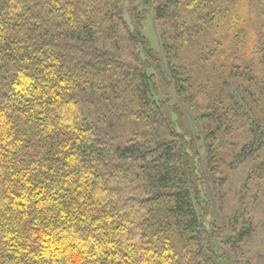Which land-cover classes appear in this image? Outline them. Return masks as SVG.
I'll use <instances>...</instances> for the list:
<instances>
[{"label":"trees","instance_id":"16d2710c","mask_svg":"<svg viewBox=\"0 0 264 264\" xmlns=\"http://www.w3.org/2000/svg\"><path fill=\"white\" fill-rule=\"evenodd\" d=\"M131 1L132 28L123 0H0V264H231L224 248L251 237L248 224L226 236L213 222L184 120L193 74L153 49L143 37L148 8ZM209 2L146 7L157 22H173L166 39L183 48L196 27L218 28ZM218 9L238 43L253 20L249 49L264 54V0ZM120 30L138 45L135 65L97 48ZM84 94L132 95L126 117L144 130L112 143L84 112Z\"/></svg>","mask_w":264,"mask_h":264},{"label":"rangeland","instance_id":"374dc122","mask_svg":"<svg viewBox=\"0 0 264 264\" xmlns=\"http://www.w3.org/2000/svg\"><path fill=\"white\" fill-rule=\"evenodd\" d=\"M135 1L142 9L148 8L143 37L163 60L183 66L182 74H193L192 85L185 83L184 120L198 148L213 222L226 236L232 234V225L236 230L244 223L251 226L247 241L234 251L227 247L224 251L231 264H264V54L252 55L249 49V37L255 36L254 22L249 24L246 19L243 29L247 37L238 43V38L231 36L234 23H230L228 12L218 9L226 0H209L207 5L215 12L218 28L198 33L200 29L196 27L194 37L180 48L174 39H166L173 34V22H157L153 9L146 7L147 0ZM123 3L124 17L132 28L131 14L126 12L132 1ZM244 9L240 8L243 16ZM187 19L188 24L195 22L191 17ZM119 34V39L114 40L102 36L97 40V48L128 65L137 64L138 45L126 38L124 30ZM196 89L200 91L199 97L192 94ZM204 96L211 98L209 108L200 104L207 102L200 101ZM131 98L127 95L124 102H118L108 96V101L101 102L98 95L80 96L84 112L114 144L144 130L141 121L126 117V110L133 108Z\"/></svg>","mask_w":264,"mask_h":264}]
</instances>
